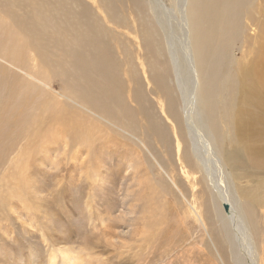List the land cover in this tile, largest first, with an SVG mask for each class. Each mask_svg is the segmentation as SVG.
Segmentation results:
<instances>
[{
  "label": "rangeland",
  "instance_id": "374dc122",
  "mask_svg": "<svg viewBox=\"0 0 264 264\" xmlns=\"http://www.w3.org/2000/svg\"><path fill=\"white\" fill-rule=\"evenodd\" d=\"M78 1L85 14L72 21L69 18L72 9L59 0H50L47 6L42 5L41 0H0V76L12 75L6 61L14 50L8 28L17 42L14 46L20 48L16 56L31 63L39 59V66L34 70L41 72L45 83L40 80L37 85L50 84L56 99L70 103L79 93L76 86L82 79L87 86V63L95 67V55L87 53L79 63L64 71L62 60L77 59L75 46L69 47L66 43L92 29L89 19L97 21L103 32L95 43L110 47V76L118 82L129 109L122 115V121L137 146L101 121L92 125L96 129L95 133H90L93 138L89 135V145L78 143L70 147L71 132H65L68 123L63 137L57 139L56 135L53 141L55 136H47L48 139L39 141L40 148L30 154L17 155L18 145L10 154L12 160L8 157L5 169H0V185L1 189L16 185L10 172L18 173L16 171L22 169L23 179L17 186L19 191L27 192L29 198L22 203L2 202L5 209L3 213L0 211V264H234L238 252L229 246L226 238L229 236L230 245L235 246V224L228 217L230 211L226 213L222 208V203L233 202L234 184L229 170L238 174L236 183L240 179L247 187L252 177L258 182L264 179V169L257 168L253 174L247 161L251 154L237 153L238 148L247 151L251 148L238 141L228 122L220 116L218 101L226 90L221 89L214 95L216 109L212 115L218 122L220 138H226V149L233 159L237 158L228 162L229 168L221 160V166L211 161L208 172L203 169L197 172L192 165L184 167L183 159L176 153L178 123H174L176 127L172 125L168 118L175 119L167 109L168 118L161 112L158 102L161 100L167 108V97L160 95L151 79L154 76L151 57L144 45L145 13L136 0ZM164 1L166 7H171ZM258 1L264 9V0ZM145 12L149 17L146 6ZM111 13L120 23L109 20ZM238 14L243 30L231 46L235 64L229 77L234 76L237 81L241 107L246 104L248 108L241 109V116L230 124L234 126L233 123L238 122L247 141L255 145L261 143L264 150V139L255 131L248 111L252 108L250 23L249 20L248 25L245 23L244 9ZM252 19L253 23L264 22V10L260 15L253 11ZM59 39L64 42L59 43ZM45 57L49 66H45ZM98 67L105 77L104 61H100ZM239 79L245 88L243 94ZM173 91L175 111L180 112L181 93L175 84ZM75 108L67 109L66 115L72 113L84 126L93 121L85 115L87 121ZM152 116L160 125H165L166 131L151 129ZM186 139L189 141L187 134ZM203 172L208 176L207 181L212 179L221 191L219 198L201 178ZM256 188L264 190V183L257 184ZM213 203L218 205L219 211L223 210L228 221L213 212ZM24 205L31 211L28 217L21 209ZM255 206L263 222L264 209ZM254 245V251H258L254 253L256 264H261L256 240Z\"/></svg>",
  "mask_w": 264,
  "mask_h": 264
},
{
  "label": "bare ground",
  "instance_id": "6f19581e",
  "mask_svg": "<svg viewBox=\"0 0 264 264\" xmlns=\"http://www.w3.org/2000/svg\"><path fill=\"white\" fill-rule=\"evenodd\" d=\"M41 1L42 5L46 4L47 6L50 0ZM59 1L62 5L72 9L69 15L70 20L76 21L85 14V10L78 0ZM136 2L139 4L141 12L145 13L143 17L145 20L143 23L144 45L151 57V71L153 69L154 73L151 79L160 95L168 99V101L166 99L167 108L159 100L161 112L167 118L168 113L173 116L176 122L168 118L173 126L176 127L174 123H178L176 153L180 154L179 159H183L184 167L192 165L196 167L195 171L197 172L201 169L208 172L211 161L212 163L217 161L216 164L221 166V160L229 168L228 162L232 163L237 158L233 159L231 153L226 149V138H220L218 122L212 115L216 109L214 95L222 89L226 90V93L218 101L220 116L228 122L238 141L251 148L250 151L238 148L237 153L240 155L243 152L251 154L247 161H250L248 167L253 171V174L257 168L263 170V145L248 142L238 122L235 121L234 126L230 124L235 118L241 116V109L248 108L246 104L243 108L241 107L237 81L234 76L229 77V71L233 69L235 64L231 46L237 41L236 38L240 36L243 30L238 12L244 9L247 16L245 23L247 24V20H249V31H251L250 36L253 43L252 62L249 66L252 108L248 111L251 114L255 131L264 139V22L253 23L252 19L253 11L260 15L264 10L260 7L259 1L166 0L171 7H166L164 0H136ZM145 6L149 17L145 12ZM109 20L120 23L119 18L114 13L109 15ZM89 23L92 29L85 32L82 37L66 43L69 47L75 46L77 59L74 61L62 60L63 70L67 71L70 65L79 63L87 53L95 55V67L92 63H87V86L85 87L82 79L76 86V92L79 93L68 103L70 106L55 98L54 90L50 88V84L48 86L47 84L44 86L37 85V81L40 80L41 83H45V78L41 72L34 70L35 67L39 66V59H33L31 63L17 57L20 48L14 46V43L17 44V42L12 36L13 32L7 28L14 50L6 60L10 65L9 69L12 71V75L0 76V169H5L4 166L9 161L7 160L8 157L10 154L12 155L18 145L19 152L17 155L19 153L30 154L33 150L36 151L40 148V140L43 139L44 141L49 136H55L53 141H56V135H58L57 139L63 137L66 123L68 125L65 132H71L68 138L70 147L78 143L79 145H89L91 138H93L90 133H95L94 130L96 129L92 125H96V122L99 121L106 123L109 129L115 130L133 146H137L131 131L122 121V115L127 113L129 109L124 103L118 82L110 76L112 66L110 47L95 43L99 34L103 32V28L93 19H89ZM78 35L79 33L76 37ZM58 42L63 43L64 41L59 39ZM49 50L51 51V49ZM45 59V66H49V60L46 57ZM100 61H104L107 67L105 77L101 75L98 67ZM79 70L82 69L79 68ZM146 78L150 81L148 77ZM171 80L173 83L170 82ZM238 82L241 94H243L245 88L240 79ZM173 84L181 93L179 95L182 103L181 107L179 106L182 108L180 112L175 111ZM139 85L137 81V86ZM151 93L154 92L151 91ZM74 107L80 111L79 113L78 110H72L76 114L79 113L84 118L85 115H89L93 121L86 122V126H84L75 115L74 118L72 117V113L66 115L67 109ZM194 115L198 116L193 119ZM154 116L149 119L151 129L154 132H159L158 128L166 131L165 125H160L159 122L155 121ZM107 127L103 130H106ZM186 134L189 141L186 139ZM180 143L181 150L179 149ZM21 171L22 169L17 170L18 173L10 172L12 179L17 183L16 185L13 182L14 186L5 189L3 186L1 189L0 185L1 212L5 209V207L2 208V202L22 203L29 198L26 195L27 192L24 194L19 191L17 186L23 179L20 175ZM229 171L231 183L234 184L231 185L234 203L229 200L230 212L228 217L235 224V246L234 244L233 246L230 245L232 240H229V236L226 240L229 242V246L238 252L233 262L234 264H256V256L254 255L256 252L254 251L256 248L254 241L256 240L259 246L261 264H264V221L261 222L258 208L255 206L256 204L264 209V190L260 191L256 188L257 184L264 183V179L258 182L252 177L246 187L240 179L237 183L235 182V179L239 178L238 174H233L232 170ZM201 175V178L210 186L207 188L217 194L219 198L221 191L215 186L213 180L207 181L208 176L204 172ZM211 175L213 177V174ZM248 176L250 177V175ZM230 192L231 190H229ZM40 199V205H43V199ZM213 207L215 209L213 212L218 217L228 221L227 216L222 212L223 210L219 211L218 205L213 203ZM21 209L25 211L26 217L30 216L29 208L24 205ZM42 216H44L43 212ZM232 236L234 235L232 234ZM62 253L65 254L64 251ZM68 259L70 261L71 258Z\"/></svg>",
  "mask_w": 264,
  "mask_h": 264
},
{
  "label": "water",
  "instance_id": "95a60500",
  "mask_svg": "<svg viewBox=\"0 0 264 264\" xmlns=\"http://www.w3.org/2000/svg\"><path fill=\"white\" fill-rule=\"evenodd\" d=\"M222 208H223V210H224L226 213H228V211H229V206H228L227 203H222Z\"/></svg>",
  "mask_w": 264,
  "mask_h": 264
}]
</instances>
